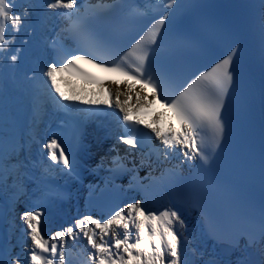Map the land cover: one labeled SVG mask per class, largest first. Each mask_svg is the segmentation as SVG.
<instances>
[{
	"label": "snow or ice",
	"instance_id": "6c2138e0",
	"mask_svg": "<svg viewBox=\"0 0 264 264\" xmlns=\"http://www.w3.org/2000/svg\"><path fill=\"white\" fill-rule=\"evenodd\" d=\"M259 4L258 14L247 11L226 21L191 16L174 25L184 0H99L88 7L79 0H0V193H9V213L21 200L30 203L16 212L25 239L0 243V264H71L68 250L81 242H86L83 264H264V0ZM101 18L111 21L106 33L94 26ZM64 20L71 23L62 26ZM204 33L215 42L207 43ZM34 44L54 57L43 67L30 59ZM164 47L167 56L161 55ZM193 51L201 55H189ZM78 60L108 74L107 79L81 70ZM57 72H69L90 87L65 95ZM21 75L29 85H42L58 109L73 111L77 101L88 106L80 111L90 116L111 109L106 113L115 119L111 134L128 149L140 151L154 138L156 162L177 161L168 170L169 184L185 179V169H198L197 188L205 190L196 200L211 240H222L216 216L232 214L245 198L254 208L248 190L257 181L258 220L253 212L250 227L233 233L227 244L188 252L177 228H186L190 208H152L151 186H144V196L124 200L123 206H108L90 195L89 207L98 215L85 212L45 234L42 220L61 197L50 187V176L82 181L108 165L106 183H111L137 165L126 168L118 157L109 160L102 142L88 143L90 132L82 123L70 132L57 126L24 142L6 116L7 86ZM85 91L99 98H85ZM151 104L164 110L152 123L131 119V113ZM164 119L170 121L167 128L161 126ZM229 146L225 175L209 177ZM144 163L141 159L139 166ZM151 168L149 163V175Z\"/></svg>",
	"mask_w": 264,
	"mask_h": 264
},
{
	"label": "bare ground",
	"instance_id": "6f19581e",
	"mask_svg": "<svg viewBox=\"0 0 264 264\" xmlns=\"http://www.w3.org/2000/svg\"><path fill=\"white\" fill-rule=\"evenodd\" d=\"M33 47H34V49L37 48L38 55H39V57H37V59L39 61H41L40 58L44 59L46 57V52L43 51L42 45L34 44ZM31 54H32V56L34 55L32 52H31ZM57 82H58L59 86L64 87V90H65L66 94H69L70 96L73 95L76 92H79L81 87H85V86H80V85H77L75 83H72V82H70L68 80H62L61 78H58ZM111 87L113 88V90H115V86L114 85H112ZM85 88L87 89L88 87H85ZM84 95H85V98H88V99L99 98V97H93L92 95L88 94L87 91H85ZM133 100H134V98H133ZM38 104H40L39 107L41 109V103L38 102ZM133 107L135 108V103L134 102H133ZM19 108L20 107H15L13 105H10L9 107L6 108V116H7L8 119H10L13 122L14 131H15V133H16V135L18 137H19V133H18V122H19L18 110H19ZM148 108L155 110L156 113H155V115L153 117H151L148 121H146V123H152V121L160 113H162L164 111L160 107V105L151 104L149 107L141 108L139 110V112L145 111ZM111 111L112 110L110 109V112ZM169 122H170L169 120L164 119L162 121L161 126L164 127V128H167ZM171 123H174V121L171 122ZM114 127H115V119L112 116H108V118L105 121H102V122L91 120L90 121V125L88 127L89 132H90V135L88 137V143H91V144L95 145L98 142V140H99L103 144V141H102L103 137L105 135H107L109 130L113 129ZM39 128H40V125L38 126V129ZM33 136H36L37 139L43 138V137H40V133L37 132L36 135L31 134L29 136V138L26 140V142L31 140ZM109 137H110V140L108 141V143L105 144L104 149H105V151H107L108 149L114 148L113 151H110L112 154H114V153H116V150L119 147V144H118L117 139L115 138V136L113 137L112 135H109ZM96 159L98 160L99 158L96 157ZM176 165H177V161H176L175 165H173V166L175 167ZM92 167L95 168L96 167L95 164H93ZM154 167H155L154 172H156L154 174L157 175V181H156L157 189L156 190H151L150 189L151 198L156 201V204L159 206L158 208H160L162 205L174 204V200L171 199L170 193L168 191V186H166L165 177L160 172V167L159 166H154ZM186 171H187V169H185L184 172H186ZM91 173L99 175L98 177L101 176L100 175V173H101L100 172V168L97 169L95 172H91ZM127 174L132 175L134 180L137 181L138 183H140V178H143V175L142 176H138L137 174H135L133 172H131V173L127 172ZM144 179H146V180L141 186H143V187L144 186H149L148 183H151L149 181L150 178L148 177V178H144ZM131 189L132 188L128 189L127 200H131L133 197H137V198L142 197V195L140 193H138V195H137ZM189 195H190V190L188 191L187 194H184L183 197L181 198L183 200L182 203L190 208V210L185 213V218H186V221H187L186 228H177V231L182 233V236H181L182 243L183 242L187 243V249L186 250L188 252H191L194 249V246H201V247H204V248H206L208 250H211L213 247H217L218 248V242L214 241V240H211L210 238H208L206 236V228L203 227V225L201 223V218L198 216V214H196L195 210H193L191 208V206H190ZM7 197H9V195L7 193H0V201L6 200ZM74 208H79V211H76V213L74 211V214H72V215L71 214H67L68 217H64V215L61 214L63 219H66L68 221L67 224L72 223L73 219L75 217H77L80 214H82L81 206L79 204H76V206H73V209ZM49 210L52 211V212H56L54 208H49ZM11 214L12 215L14 214V218L15 219L14 220L10 219V224L9 225H11V228H12V226L13 227H17V226L20 227L21 233H16L15 234V232L12 231V229H11V236H13V238H11L9 240L10 243H8V245H17V244L23 242V240L25 239L24 231H23L24 228L22 227V222L17 223V220H19V219L16 218V212L13 211V212H11ZM51 231L52 230H45L44 233L45 234H49ZM14 242H16L17 244H14ZM77 245L79 246V244H77ZM80 255H81L82 260L85 259L81 252H80Z\"/></svg>",
	"mask_w": 264,
	"mask_h": 264
}]
</instances>
